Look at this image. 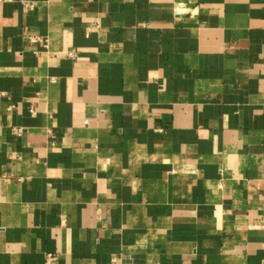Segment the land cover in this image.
Returning a JSON list of instances; mask_svg holds the SVG:
<instances>
[{
  "label": "crops",
  "instance_id": "1",
  "mask_svg": "<svg viewBox=\"0 0 264 264\" xmlns=\"http://www.w3.org/2000/svg\"><path fill=\"white\" fill-rule=\"evenodd\" d=\"M48 254L264 264V0H0V264Z\"/></svg>",
  "mask_w": 264,
  "mask_h": 264
},
{
  "label": "built area",
  "instance_id": "2",
  "mask_svg": "<svg viewBox=\"0 0 264 264\" xmlns=\"http://www.w3.org/2000/svg\"><path fill=\"white\" fill-rule=\"evenodd\" d=\"M27 38H28L29 40H31V41H35V40H36V37L31 36V35H30V36H27ZM68 55H69V57H71L72 59H76V58H77V54H76L75 50L69 51V52H68ZM53 81H55V79H53ZM54 261H55V256H54V254H48V256H47V264H53Z\"/></svg>",
  "mask_w": 264,
  "mask_h": 264
}]
</instances>
